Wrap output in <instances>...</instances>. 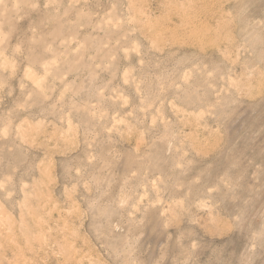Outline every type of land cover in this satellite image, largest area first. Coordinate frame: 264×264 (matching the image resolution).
Here are the masks:
<instances>
[{"label": "rangeland", "instance_id": "obj_1", "mask_svg": "<svg viewBox=\"0 0 264 264\" xmlns=\"http://www.w3.org/2000/svg\"><path fill=\"white\" fill-rule=\"evenodd\" d=\"M0 264H264V0H0Z\"/></svg>", "mask_w": 264, "mask_h": 264}]
</instances>
